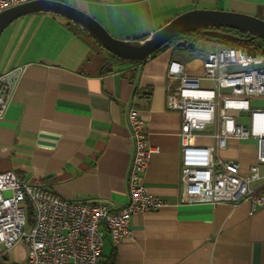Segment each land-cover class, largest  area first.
Returning a JSON list of instances; mask_svg holds the SVG:
<instances>
[{
    "label": "crops",
    "instance_id": "obj_1",
    "mask_svg": "<svg viewBox=\"0 0 264 264\" xmlns=\"http://www.w3.org/2000/svg\"><path fill=\"white\" fill-rule=\"evenodd\" d=\"M63 1L124 39L149 36L194 6L264 19V0ZM93 40L81 26L52 12L24 15L3 31L0 73L23 70L0 118V172L15 171L67 199L105 201L114 209L125 205L133 153L126 110L135 104L157 149L144 183L166 203L134 214L131 234L121 241L103 226L102 260L115 254V264H264V205L252 210L247 200L236 205L182 200V115L168 106L175 82L167 71L178 60L201 74L205 55L220 43L171 46L143 62L121 61L110 69L112 57ZM191 142L215 140L196 134ZM257 147L255 137H230L216 157L240 161L246 175L258 164L261 178L253 186L264 194V162L258 161Z\"/></svg>",
    "mask_w": 264,
    "mask_h": 264
},
{
    "label": "built area",
    "instance_id": "obj_2",
    "mask_svg": "<svg viewBox=\"0 0 264 264\" xmlns=\"http://www.w3.org/2000/svg\"><path fill=\"white\" fill-rule=\"evenodd\" d=\"M30 0H0V11ZM264 60L243 47L221 44L207 52L201 74L191 73L185 63L170 62L167 77L175 82L168 95V106L182 115V200L234 205L243 200L255 210L264 205V194H257L253 184L261 178L259 165L243 174L235 159L217 158L230 137H255L258 161L264 162V107H252L255 98H264V68L229 72L228 66ZM22 67L0 73V118L12 98ZM212 82V86L204 85ZM246 114L251 126L241 119ZM126 117L133 142L128 172L129 201L114 209L105 201L72 200L51 188L20 177L15 171L0 172V258L18 264L11 251L22 242L29 244L26 264H101L104 229L115 242L129 236L136 213L153 212L165 200L148 191L144 174L152 154L149 132L140 109L131 104ZM196 134L209 135L215 142L196 145ZM31 225L30 229H26Z\"/></svg>",
    "mask_w": 264,
    "mask_h": 264
},
{
    "label": "water",
    "instance_id": "obj_3",
    "mask_svg": "<svg viewBox=\"0 0 264 264\" xmlns=\"http://www.w3.org/2000/svg\"><path fill=\"white\" fill-rule=\"evenodd\" d=\"M35 12H52L69 19L85 29L100 46L117 55L122 62L145 61L164 44L194 29H202L206 34L224 38H237V35L221 30L230 28L250 33L254 38L264 39V19L258 16L197 6L178 14L144 39L118 38L95 16L63 0H30L0 11V36L13 21ZM181 44L185 45L186 42ZM189 45L194 48L196 44L190 42ZM263 68L264 60H261L232 64L228 66V71L240 72Z\"/></svg>",
    "mask_w": 264,
    "mask_h": 264
},
{
    "label": "trees",
    "instance_id": "obj_4",
    "mask_svg": "<svg viewBox=\"0 0 264 264\" xmlns=\"http://www.w3.org/2000/svg\"><path fill=\"white\" fill-rule=\"evenodd\" d=\"M223 31L231 32L235 35H237V38H224L220 37L217 35L213 34H206L203 32L202 29H194L192 31H188L186 33L181 34L180 36H177L176 38L172 39L168 43L164 44L162 47H160L158 50H156L154 53L149 58L157 56L159 53L162 51L168 49L169 47H174V48H186V49H191L192 47L189 45L190 42H195V47L203 41H213V42H219L221 44L225 45H231V46H236V47H243L247 50H250L252 52H255L257 54H262L264 55V39L262 38H254L250 33L243 32L237 29H230V28H221ZM148 35H143L141 37H137L138 39H144ZM95 41V40H93ZM96 42V41H95ZM182 42H186L185 45H182ZM103 49L105 50L106 53H108L111 57L112 60L109 61L108 67L110 69H113L116 64H119L121 62V59L111 53L110 51L106 50L104 47ZM131 61V60H128ZM141 61V60H139ZM143 62V61H142ZM113 65V68H112ZM115 254L111 257H108L106 260H102L101 264H115L114 259Z\"/></svg>",
    "mask_w": 264,
    "mask_h": 264
},
{
    "label": "rangeland",
    "instance_id": "obj_5",
    "mask_svg": "<svg viewBox=\"0 0 264 264\" xmlns=\"http://www.w3.org/2000/svg\"><path fill=\"white\" fill-rule=\"evenodd\" d=\"M204 85L212 86V82H204ZM252 107H264V98H255L252 101ZM243 116L241 119L244 121V125L247 127L251 126L250 119L247 118L246 114L241 115ZM31 225H27L26 229H30ZM30 246L29 244L22 242L17 248L11 251L10 255L11 258L15 259L18 264H26L29 257ZM9 262L4 258H0V264H8Z\"/></svg>",
    "mask_w": 264,
    "mask_h": 264
}]
</instances>
